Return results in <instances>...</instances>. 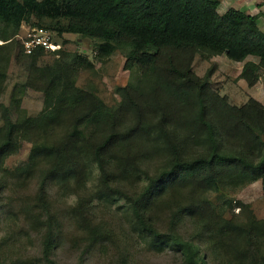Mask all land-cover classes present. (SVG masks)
<instances>
[{
  "label": "trees",
  "instance_id": "1",
  "mask_svg": "<svg viewBox=\"0 0 264 264\" xmlns=\"http://www.w3.org/2000/svg\"><path fill=\"white\" fill-rule=\"evenodd\" d=\"M220 6V0H0L4 42L0 96L16 44L12 42L25 25L94 40L99 62L121 51L124 69L136 71L140 78L139 85L117 89L121 102L112 108L76 85L81 71L95 69L89 57L69 55L63 48L38 49L32 55L18 52L17 60L23 57L30 70L35 69L26 86L44 94V108L37 117L15 120L11 108L0 102V167L21 138L48 139L56 129L66 128L60 144L48 143L44 150L33 151L28 164L18 169L27 179L39 174L38 206L46 214L52 184L86 187L96 168L103 186L96 194L98 200L110 205L115 198L127 200L136 228L155 252L169 248L181 255L183 264H209L201 244L180 233L184 221L191 220L210 243L218 264H264V220L255 216L227 220L214 213L208 199L199 197V193L218 191L223 183L241 187L262 181L264 188V104L250 98L242 106L233 105L211 89L212 70L204 78L193 71L199 53L226 55L244 63L239 78L249 88L261 79L264 32L259 19L263 14L249 15L235 8L220 14ZM46 53L56 58L39 66ZM249 57L256 61H247ZM87 129L91 130L88 136ZM182 135L188 142L179 140ZM192 143L203 152L183 151L182 146ZM150 145L169 159L155 176L140 171L135 163L136 147ZM120 158L125 159V168L119 173L115 163ZM127 167L136 168L139 178L147 181L137 195L116 186ZM175 191L179 196L187 194L189 202L173 203L170 226L162 232L150 213L154 205L173 198ZM49 227L43 262L58 264L51 222Z\"/></svg>",
  "mask_w": 264,
  "mask_h": 264
},
{
  "label": "rangeland",
  "instance_id": "2",
  "mask_svg": "<svg viewBox=\"0 0 264 264\" xmlns=\"http://www.w3.org/2000/svg\"><path fill=\"white\" fill-rule=\"evenodd\" d=\"M220 14L230 8L242 10L249 15L260 10L264 0H220ZM259 27L264 31V14L259 19ZM38 28V27H35ZM23 26L20 35L12 43H16L11 59L6 67V78L0 102L10 107L13 119L37 117L44 108V94L41 91L27 87L26 83L34 77V70L29 64L17 60L18 52H23L22 44L32 29ZM52 31V30H51ZM55 32V31H53ZM56 33V32H55ZM55 41L65 49L67 54H82L95 63L92 71H81L76 77V85L97 94L109 107L117 108L121 97L118 88L129 83L139 85V74L124 69L126 58L117 51L109 59L99 62L96 59L97 42L84 39L81 36L56 33ZM19 43V45H17ZM4 44L0 40V45ZM19 46V48H18ZM51 53H46L39 61V66L52 63L55 59ZM247 61H256L249 57ZM66 63L69 62L68 55ZM244 63H236L226 55L210 56L206 53L196 55L193 71L204 78L212 70L211 89L221 96H227L230 103L236 106L246 104L250 98H255L264 104V71L259 83L249 88L245 81L239 78ZM142 86V85H141ZM141 86L139 88L141 89ZM3 121L0 113V128ZM66 128H58L50 138L42 137L21 138L14 153L9 154L0 167V264H44L43 247L52 223L54 242V258L58 264H183L181 255L172 249L157 253L149 247L147 240L136 228L135 219L129 210L127 200L115 198L113 204L98 200L97 193L102 192L103 186L99 170L94 168L92 179L86 187H78L75 183L68 185L52 184L48 194L50 213L46 214L38 206V176L27 179L18 169L28 164L33 151L44 150L48 143L60 144L67 134ZM90 129L85 130L88 136ZM179 140L188 142L182 135ZM191 145L182 146L188 154H199L202 150ZM136 168L146 171L151 176L157 175L168 163V157L163 152H156L153 145L136 147ZM155 151V152H154ZM125 159L116 161V167L122 172ZM43 168V167H41ZM122 180L116 186L137 195L145 187L144 176L139 178L136 168L127 167ZM117 176V170H113ZM172 197H167L163 203L153 206L150 213L156 226L166 232L175 209L173 203L187 204L189 196H179L175 191ZM178 194V195H177ZM199 193V197L208 199L214 208V213L227 220L246 221L255 216L264 220V188L262 181H257L241 187H233L223 183L216 192ZM240 203V205H239ZM191 220L184 221L180 233L186 238L195 239L200 243L203 254L209 264H218L212 255L210 243L200 236Z\"/></svg>",
  "mask_w": 264,
  "mask_h": 264
},
{
  "label": "built area",
  "instance_id": "3",
  "mask_svg": "<svg viewBox=\"0 0 264 264\" xmlns=\"http://www.w3.org/2000/svg\"><path fill=\"white\" fill-rule=\"evenodd\" d=\"M56 33L42 27L32 29L31 33L23 41L22 48L26 55H32L38 49L46 52H55L61 49V45L55 41Z\"/></svg>",
  "mask_w": 264,
  "mask_h": 264
},
{
  "label": "crops",
  "instance_id": "4",
  "mask_svg": "<svg viewBox=\"0 0 264 264\" xmlns=\"http://www.w3.org/2000/svg\"><path fill=\"white\" fill-rule=\"evenodd\" d=\"M242 11V10H241ZM259 13H262L264 14V4L260 7V10L257 9V12L253 13L252 15H256V14H259ZM247 14H250L247 12ZM262 30V29H261ZM263 31V30H262ZM264 32V31H263Z\"/></svg>",
  "mask_w": 264,
  "mask_h": 264
},
{
  "label": "water",
  "instance_id": "5",
  "mask_svg": "<svg viewBox=\"0 0 264 264\" xmlns=\"http://www.w3.org/2000/svg\"><path fill=\"white\" fill-rule=\"evenodd\" d=\"M82 37V36H81Z\"/></svg>",
  "mask_w": 264,
  "mask_h": 264
}]
</instances>
